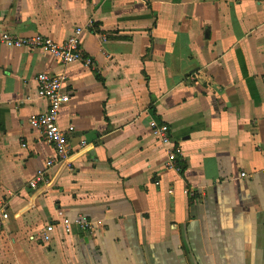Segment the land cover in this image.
Returning <instances> with one entry per match:
<instances>
[{
	"label": "crops",
	"instance_id": "crops-1",
	"mask_svg": "<svg viewBox=\"0 0 264 264\" xmlns=\"http://www.w3.org/2000/svg\"><path fill=\"white\" fill-rule=\"evenodd\" d=\"M77 28L91 65L2 41ZM42 72L75 154L33 189ZM0 221V264H264V0H0Z\"/></svg>",
	"mask_w": 264,
	"mask_h": 264
},
{
	"label": "built area",
	"instance_id": "built-area-1",
	"mask_svg": "<svg viewBox=\"0 0 264 264\" xmlns=\"http://www.w3.org/2000/svg\"><path fill=\"white\" fill-rule=\"evenodd\" d=\"M81 35L82 28H77L64 41L57 42L50 37L40 34L18 38L12 36V34L5 33L2 41L16 47L43 48L63 64L79 61L84 62L86 65H91V58L86 56L81 49ZM37 79L39 93L49 100L50 105L44 113L31 117L29 124L33 129L39 130L43 134L46 142L53 146L56 155L47 161L45 168L37 170L34 178L29 182L30 187L33 189L38 188L41 183L47 182L48 168L50 166L60 162H69L75 154V149L72 146L69 135V130H73V127L65 129L59 121L62 107L69 103L71 99L70 94L64 89L65 77L42 72L38 74ZM152 128L158 139L168 147L167 153L170 162L176 165L179 158L183 157V149L179 144H175L172 141L170 127L166 124L158 125L154 123L152 124ZM242 176H246V173H242ZM77 223L81 228H92V221H89L87 218L82 217ZM44 230L42 239L48 242L51 239L54 226L49 225ZM66 231L70 232L71 228L67 226Z\"/></svg>",
	"mask_w": 264,
	"mask_h": 264
},
{
	"label": "trees",
	"instance_id": "trees-1",
	"mask_svg": "<svg viewBox=\"0 0 264 264\" xmlns=\"http://www.w3.org/2000/svg\"><path fill=\"white\" fill-rule=\"evenodd\" d=\"M178 165H179V169H180L181 171H183L184 167H183L182 165H180V164H178Z\"/></svg>",
	"mask_w": 264,
	"mask_h": 264
}]
</instances>
